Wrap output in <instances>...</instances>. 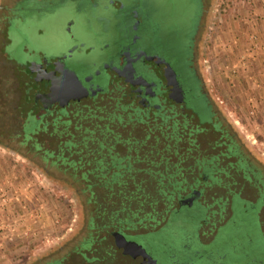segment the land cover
Here are the masks:
<instances>
[{
  "label": "rangeland",
  "instance_id": "1",
  "mask_svg": "<svg viewBox=\"0 0 264 264\" xmlns=\"http://www.w3.org/2000/svg\"><path fill=\"white\" fill-rule=\"evenodd\" d=\"M20 2L23 0H0V264H47L61 257L62 264L68 259L66 254L78 249L86 251V262L92 263L102 244L99 239L106 233L95 218L90 227L89 218L95 215L91 206L83 204L84 197L89 190L93 194L96 190H116L113 184L98 189L83 185L99 180L96 176L128 181L125 191L140 185L156 200L153 210L140 206L133 223L115 227L141 243L158 264H168L170 259L178 264H264V0H212L211 45L202 55V76L214 112L210 121H200L190 109H170L166 102L159 112L153 107L139 110L137 102L130 103L123 95L122 83L116 81L106 84L95 97L69 105L64 113L58 107L45 111L40 104L31 110L32 99L30 103L23 100L30 56L3 50L13 16L32 12V18L17 21L24 32L41 26L39 8L27 1L26 12L21 13ZM50 4L47 1L43 9ZM86 5L84 2L81 7ZM69 7L67 15L71 10L76 13L75 1ZM68 20L63 14L43 22L56 26L58 33H68ZM113 20L115 23L116 17ZM94 28L103 33L102 26ZM255 32L261 49L253 47L250 36ZM111 36L87 39L98 48L96 65L110 56L99 48ZM73 41L66 39L62 48H70ZM24 49L23 44L19 50ZM53 53L47 52L49 57ZM95 69L85 67L86 72ZM76 70L83 75L80 67ZM32 123L37 126L32 128ZM104 126L110 132L102 140L99 131L105 130ZM234 133L239 137L237 151L230 147ZM159 134L170 144L168 159L175 169L170 179L177 180L176 188L167 192L168 207L158 199V186L143 183L159 179L160 174L141 170L149 166L141 153L155 163L159 161L164 146L156 139ZM53 137L56 139L51 142ZM63 140L74 146L64 145ZM162 167H158L160 171ZM161 175L163 183L169 180L164 171ZM191 189L201 190L192 203L201 211L179 204V198ZM235 205L246 213L254 209L252 219L243 218L239 212L230 220ZM171 209L182 219L197 214L202 217L195 241L183 242L187 251H181L182 242L178 244L181 250L171 246L165 253L159 248L160 242L166 245L178 234L176 224H170L164 233L150 234L165 223ZM89 237L93 242L84 249L82 243ZM108 238L111 256L105 264H144L140 258L122 255L114 247L112 236ZM257 250L260 253L254 258ZM200 252L204 258L191 257ZM74 258L81 259L76 254Z\"/></svg>",
  "mask_w": 264,
  "mask_h": 264
},
{
  "label": "flooded vegetation",
  "instance_id": "2",
  "mask_svg": "<svg viewBox=\"0 0 264 264\" xmlns=\"http://www.w3.org/2000/svg\"><path fill=\"white\" fill-rule=\"evenodd\" d=\"M27 1L34 3L33 8H39L40 28L30 32L18 28L17 21L32 18V12L29 16H13L6 29L8 42L3 48L9 52L18 51L21 56H30L26 61L29 80L24 81V103H30L32 99L33 104H40L45 111L58 107L59 111L65 112L69 105L95 97L106 84L116 81L122 83L123 95L130 99V103L137 102L139 110L148 111L153 107L159 112L166 102L170 109H190L200 121H210L214 112L202 76V55L211 45L212 0H39L40 3L23 0L19 3L21 13L26 12ZM47 1L51 4L43 9ZM72 1L77 4L76 13L71 10V14L67 15ZM84 2L87 5L81 7ZM63 14L69 17L68 33H58L56 26L43 22L45 18L62 17ZM114 17L117 19L115 23ZM98 26L103 27V33L94 28ZM113 27H116V33L112 32ZM109 34L112 38L99 50L110 56L96 65L98 48L87 39L96 41L101 36L108 38ZM68 38H74L71 47L75 46L70 56L66 55L67 49L62 48ZM23 44L25 49L19 50ZM48 51L54 53L49 57ZM59 54L63 56L61 64L57 63ZM32 61L36 62L34 71L29 67ZM102 64L107 66L100 69L97 75L85 71L86 66L97 69ZM168 66L174 71L176 87L181 89L182 95H175L180 101L171 97L174 94L172 85L168 84ZM77 67L84 72L82 76L78 74ZM66 68L74 71L85 86L97 91L80 100H70L65 107H60L57 102L50 103L48 93L51 84L65 86ZM140 76L150 83L148 87L132 84ZM86 77L88 81L84 82ZM232 135L230 147L237 151L239 137L236 133ZM200 193L201 190L191 189L187 196L194 194L196 198ZM60 260L62 257L51 259L47 264H61ZM170 260L168 264H178L174 259Z\"/></svg>",
  "mask_w": 264,
  "mask_h": 264
},
{
  "label": "trees",
  "instance_id": "3",
  "mask_svg": "<svg viewBox=\"0 0 264 264\" xmlns=\"http://www.w3.org/2000/svg\"><path fill=\"white\" fill-rule=\"evenodd\" d=\"M36 106H37L36 104H33V107L31 110L35 111L37 109ZM38 116H40V115H38ZM35 125L37 126V124L32 123L31 127L35 128ZM104 128H105V130L99 131L102 140L104 139L105 136H107V132L108 133L110 132L108 130L107 126H104ZM112 136H114V135H112ZM159 137H162V136L159 134V136H157L156 139L158 138V141L164 145L162 147L163 150H162V148L160 149L162 151H160V155L158 156L159 161L157 163H155L154 159H151L145 153H141L142 160H145V162H147L149 164L148 167L142 168L141 170L144 173L160 174V176H159L160 178L163 177V175H161L162 171H164L167 174V177L169 178V180L165 183H163L160 178L157 179L156 177H154V179L152 181L149 179L144 180L143 183H144V186L146 185V183L152 184L154 187L158 186V190H159L158 191L159 192L158 199H159V201H162L166 207H168L169 203L167 202V200H169L170 196L167 194V192L170 189L176 188L177 180H175V179L171 180L170 179L171 174L175 171V169L173 168L174 167L173 163L170 162L168 159L170 151H171L168 139H167V137H162V139L164 138L163 139L164 141L162 142L159 139ZM55 139H56V137H53V139L51 138L50 140H51V142H53L52 140H55ZM86 142H87V140L85 139V141L82 143L83 147L86 146V144H87ZM59 144H60V141H59ZM63 144L69 145V146H74V144L68 140H65V141L63 140ZM99 144H102V143H99ZM104 144H106V143H104ZM67 148H69V147H67ZM157 152H159V151H157ZM107 153H108L107 155H110L109 151H107ZM48 156H51V154H48ZM154 165H156V166H154ZM160 165L163 166L161 171H160V168H158V167H160ZM131 168L132 167L128 168L127 170H131ZM154 168H156V170ZM173 169H174V171H173ZM96 178L99 180H97V181L95 180L94 182H92L91 184H88V185L87 184L86 185L83 184V185L86 186L87 188H90L91 185H95V186H97V189H98L101 187L105 188L106 186L111 187V185L113 184L116 188V190H114L112 192H108V193L104 192V191L100 192V191L96 190L95 193L93 194L92 190H89V195H85L84 203H83V204H85L87 206H91L93 208L92 211H93L95 216H93V217L90 216V218H89L90 227H93V225H92L93 219L92 218H95L97 220V223L100 224V227H99L100 230L102 232L106 233L101 237V239H99L100 241H102V244L97 241V243L101 244V246L99 249H96V253H97L96 255L97 256L91 258V260H93V262L89 263V264H105V261H107L109 259L108 255L111 256V251L109 250L111 248V244L109 242L108 237L111 236L110 232L112 230L116 229L115 225L123 223V222L128 223V224L133 223V218L137 217V212L141 211L140 206L141 207L150 206L151 207L150 210H153L152 205L154 204V201H156V200L150 196L151 195L150 193L144 192L142 187L140 188V185H137L135 189L125 191V187L127 186L128 181L121 180V179L108 180L104 176L103 177L102 176H99V177L96 176ZM83 179L86 180L85 176L83 177ZM100 185H102V186H100ZM143 188H146V187H143ZM137 190H140V192L137 193ZM135 205H137V206H135ZM238 205L239 204H237V206ZM180 206H183V205H180ZM237 206L235 205L234 213H233V216L230 218V220H232V218L235 215H237L239 212H242V211H240L239 207H237ZM183 208H187V205L184 206ZM191 209H193L194 212L201 211V207L197 208L195 204L191 205ZM254 211L255 210L253 209L252 213L242 212L243 218H246L247 220H251L252 214ZM148 213L149 212H146L145 215ZM177 216H181V215H178L177 212L175 211V209L169 210L167 213V219H166L165 223L160 228L156 229L153 232H150V234L164 233V232H166V230L170 227V224H172V223L176 224V226L179 227L178 234L176 233V236L173 239V241L168 239V241H166V245L163 244L164 242H160V244H158L159 248L161 250H163V252H165V253L170 252L169 248L171 246L177 250L182 249L181 251H183V252L185 250L187 251V248L185 246H183V242H185V241H193L194 242L195 241V239H196L195 231H196L197 227L202 222L201 221L202 217L198 214L194 217L188 216L189 218H187V217L185 218V216H184L185 219H182V218L177 217ZM175 221H179V222H175ZM98 224L96 226H98ZM222 227L219 228V231ZM255 238H257V237H255ZM259 241L260 240H258L257 242H259ZM92 242L93 241L90 237H89V239H86V241L82 243V245L85 246L84 249L89 248V246L92 244ZM180 242H182V245H181L182 248L181 247L178 248V246L180 245ZM250 242H252V240H250ZM246 251L249 252V250H246ZM257 253L259 254L260 252L258 250H257V252L254 251L252 256L254 258H256ZM75 254L79 255V257H81V259L79 261L74 260ZM65 256H67L68 259L66 261H64L62 264H85V263L88 264L87 263L88 258L86 257V251H82L81 249L74 250L73 254L68 253ZM204 256H205V254L201 253V252L191 254V257H193L195 260H197L199 258H204ZM110 259H112V258H110Z\"/></svg>",
  "mask_w": 264,
  "mask_h": 264
},
{
  "label": "water",
  "instance_id": "4",
  "mask_svg": "<svg viewBox=\"0 0 264 264\" xmlns=\"http://www.w3.org/2000/svg\"><path fill=\"white\" fill-rule=\"evenodd\" d=\"M75 46L67 49L66 55L70 56ZM61 56L59 54L57 63L61 64ZM149 58V57H148ZM34 65H36L35 61H32L29 65L30 69L34 71ZM107 64H102L99 66L94 72L93 75H97L100 69L105 68ZM64 73L67 76V81L64 87H60L58 85L51 84L50 91L48 93L49 96H51L50 103L57 102L60 107H65L66 104L70 100H80L81 98L86 97L89 93L91 95L96 93V89H93L90 86H85L79 76L72 70H69L68 68L64 69ZM166 73L168 78H170L168 84L172 85V94L176 98V101H180L175 96L176 94L180 96L182 95L180 93V88L176 87V80L174 76V71L168 66L166 68ZM138 79L135 82H132L133 85L136 83L146 85L147 87L150 85L149 82H147L146 79L143 77H137ZM84 82L88 81V77L83 78ZM99 89V88H98ZM196 192V191H195ZM194 194H190L188 196L179 198V204L181 205H187L191 206L194 202ZM112 239H113V245L116 249L120 250L122 255L128 256L132 259L140 258L141 263L144 264H158L157 259L153 258L145 249V247L136 241L135 239L129 238L126 236L124 232L118 229H114L110 232Z\"/></svg>",
  "mask_w": 264,
  "mask_h": 264
},
{
  "label": "built area",
  "instance_id": "5",
  "mask_svg": "<svg viewBox=\"0 0 264 264\" xmlns=\"http://www.w3.org/2000/svg\"><path fill=\"white\" fill-rule=\"evenodd\" d=\"M251 38V41H252V44H253V47L254 48H258V49H261L263 47H261V43L259 42V35L255 32V33H252V35L250 36ZM235 42V41H234ZM263 46V44H262ZM264 49V48H263ZM258 51V50H257Z\"/></svg>",
  "mask_w": 264,
  "mask_h": 264
}]
</instances>
